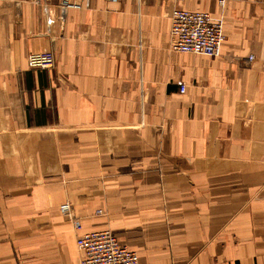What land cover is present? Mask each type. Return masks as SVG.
<instances>
[{"label":"crops","instance_id":"0c3cea01","mask_svg":"<svg viewBox=\"0 0 264 264\" xmlns=\"http://www.w3.org/2000/svg\"><path fill=\"white\" fill-rule=\"evenodd\" d=\"M75 1L0 0V264H77L100 229L140 264H264V0ZM173 7L218 56L171 48Z\"/></svg>","mask_w":264,"mask_h":264},{"label":"built area","instance_id":"2783aa9c","mask_svg":"<svg viewBox=\"0 0 264 264\" xmlns=\"http://www.w3.org/2000/svg\"><path fill=\"white\" fill-rule=\"evenodd\" d=\"M221 2L222 0H219V3ZM58 5L62 13L67 9L80 7L75 0H59ZM168 16L170 46L173 50L211 57L220 54L225 40L221 22L214 21L205 11H189L179 7H173ZM249 59H252V56H249ZM27 64L32 69H48L54 66L55 57L51 51L33 52L28 54ZM184 90L185 86L180 84L179 91ZM59 212L72 219L76 231L81 229L79 220L72 214L69 202L60 204ZM96 213L101 214L102 210L98 209ZM75 245L79 252L77 264H140L138 254L122 244L108 229L79 232Z\"/></svg>","mask_w":264,"mask_h":264},{"label":"rangeland","instance_id":"374dc122","mask_svg":"<svg viewBox=\"0 0 264 264\" xmlns=\"http://www.w3.org/2000/svg\"><path fill=\"white\" fill-rule=\"evenodd\" d=\"M102 213H103V211H102ZM109 230V229H108ZM111 231V230H110Z\"/></svg>","mask_w":264,"mask_h":264}]
</instances>
